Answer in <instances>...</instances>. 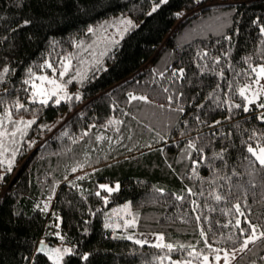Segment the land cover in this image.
Segmentation results:
<instances>
[{"label":"trees","instance_id":"obj_1","mask_svg":"<svg viewBox=\"0 0 264 264\" xmlns=\"http://www.w3.org/2000/svg\"><path fill=\"white\" fill-rule=\"evenodd\" d=\"M152 2L0 0L4 139L12 120L39 109L24 137H15L21 150L11 171L0 164V264H53L36 252L41 240L73 249L62 264L199 261L202 255L189 256L193 248H237L252 225L257 238L229 264H264V165L248 147L264 145V104L245 110L239 92L264 64V0H167L149 13ZM121 14L136 27L104 46L99 63L80 59L81 46L89 50L98 36L88 27ZM69 51L84 60L83 81L72 82L81 98L42 107L29 100L26 70L44 71L45 60L58 68ZM17 100L26 107L16 108ZM61 115L55 127H39ZM77 163L84 166L73 171ZM126 200L133 228L161 233L175 247L105 227L108 212Z\"/></svg>","mask_w":264,"mask_h":264},{"label":"snow or ice","instance_id":"obj_2","mask_svg":"<svg viewBox=\"0 0 264 264\" xmlns=\"http://www.w3.org/2000/svg\"><path fill=\"white\" fill-rule=\"evenodd\" d=\"M167 3V0H153L152 4H151V8L149 9V13H153L155 12L157 9L161 8V6L165 5ZM175 16H181L183 15V10L181 11H177L172 13ZM23 24H28L29 21L28 20H24L22 21ZM117 23L119 25H123V28H119L117 27V33L120 36H123L125 34V32L129 31L131 28L136 27L135 22L128 16H121L120 18H118ZM253 23H256V21H253ZM102 30V29H101ZM88 32H93L94 29L92 28V26H89L87 29ZM260 31L262 33H264V25H262L260 27ZM110 42L115 43V37H109L108 38ZM75 43V41H74ZM107 50V47H105V51ZM75 55V53H67L65 56L60 57V68L58 71V74L60 77L65 76V73L67 72L68 68L71 67L72 65V56ZM101 55H103V53H101ZM225 55H227V53H225ZM216 60H219L220 57H216ZM93 63H99V61L93 60ZM81 63H83L81 61ZM44 66H48L49 68H52V71L54 73L53 76H48L46 74H37L35 72L32 71V68L29 67L26 71L29 73V75L26 77V82L28 84H31L32 87L30 89L31 94L28 96L29 100H39L41 101V107L43 105H47L50 102L52 104H60V102L62 100H68L71 101L72 99H76L79 100L81 98V94L79 91H77L76 93H70L67 91L66 88V84L61 82L59 79H57L55 73L57 72V69L53 67V65L51 64V62L49 60H45L43 62V65H41V67ZM8 66L5 65L3 71L7 72ZM174 71L179 72L181 75L184 73V69L180 68V69H176ZM201 71H203V69H201ZM253 71L256 72L258 77H264V64H260L257 65L253 68ZM86 75L85 72L81 71L80 69H77V75L76 77H72L71 75H69L68 79L73 80V79H78L80 81H83L84 76ZM221 75H223V73H221ZM37 78L39 79L40 83H36ZM5 76L3 74H0V80H4ZM258 83V81H257ZM251 91V95H247V92ZM261 91V89H255L252 90L249 88L248 85H244L242 87L239 88V92L241 94V96L245 97V103L243 105V107L245 108V110L248 109L249 106V102L256 100L258 97V92ZM51 98V100H50ZM133 98V95L130 93L129 94V99L131 100ZM140 99H147V97H140ZM169 99H171V97H169ZM15 107L16 108H23L26 107L25 105L21 104V102L19 100H17L15 102ZM183 109H181L182 111ZM33 111V116L30 119H24L21 118L20 120H12V123L15 124V127L12 128V133H11V138L10 140L6 141L4 138L9 136V133L7 131H5L4 128V121L2 118H0V164H7V171H11V168L13 166V164L15 163V158L18 154V152L21 150L18 145H19V141L15 139L16 135H19L21 138L24 137L25 133L28 131L29 127L32 126L33 122L37 119L36 113L39 111V109H34ZM5 116L8 119H12V114L10 112L9 109H5ZM261 119H264V116L260 117ZM64 119V116H57L56 120L49 124V123H42L39 125V127L41 129H45L48 128L50 129L51 127H55L56 124H58L61 120ZM109 122H112L111 120H109ZM215 123V121H214ZM91 127V126H90ZM97 139H99V137H97ZM10 143L12 146L11 147H6V144ZM32 143H34V141H29V145H31ZM189 146H194L192 141H189ZM249 147V151L252 152L255 156L256 159L259 161V163L261 165H264V145L259 147V150H257L256 148H253L251 145L248 146ZM5 153H10L9 156H5ZM84 165L82 163H77L75 165V167L72 169L73 171H75V168H82ZM4 177V173L0 172V179H3ZM69 183H71V181H69ZM118 186V185H117ZM99 187L101 189H107L109 192H112L114 189L109 187V185L107 184H100ZM161 191H163V189H161ZM190 191V189H189ZM219 198V197H217ZM108 197L105 196L104 200L107 201ZM239 219H237V223H239ZM128 223H135V221H125V224ZM111 225L105 224V227H110ZM115 227H119V225H115ZM257 225H252V234L250 235H246L244 238V243L240 245V248L243 249L247 246L248 241H253L257 238L255 229H256ZM241 232L244 231V229L240 230ZM57 236L60 235V233H56ZM201 235H203V232H201ZM260 236H264V232L259 233ZM157 238L160 239V242L163 243L162 241V234L161 233H157L156 234ZM131 238V237H130ZM137 243H144V241H137ZM41 244H43V240H41ZM159 246V245H158ZM167 248L172 249L175 247V245L173 244H167L166 245ZM181 247H183L181 245ZM209 247H211L209 245ZM72 248L68 247V246H64L63 248L61 247H52V248H47L45 247H40L37 248L36 251L38 252H44L47 251V255H48V259L53 261V264H62V260L63 257L65 255V253H70L72 252ZM219 249L216 250V254H217V259H219ZM203 255L202 253H196L195 249L193 248V251L189 253V256L191 255ZM89 254L87 252L83 253L84 257H87ZM228 256L229 254L227 252H225L224 254V264H228ZM169 260H171V257H168ZM173 264H190V261H174ZM203 264H208V256L204 255V262Z\"/></svg>","mask_w":264,"mask_h":264},{"label":"rangeland","instance_id":"obj_3","mask_svg":"<svg viewBox=\"0 0 264 264\" xmlns=\"http://www.w3.org/2000/svg\"><path fill=\"white\" fill-rule=\"evenodd\" d=\"M127 16L124 14L121 15H117L114 17H111L103 22L98 23L96 26H93V29H98V31L95 34H98V36L100 35V37H96L95 38V34H94V40L93 43L95 45H92V43L90 44V48L89 50H85V45L86 43H84V46H81V48L79 49V52H83L81 54L80 59L83 57H87L85 60H87V64L92 63L93 60H98L99 55L101 54V50L103 49L104 46H106L107 48L109 47L110 42L109 41V37H115V41H117L120 37V35L117 33V27L119 28H123V25H119L117 23L118 18H120L121 16ZM102 29V30H101ZM75 52V51H74ZM73 51H69L68 53H74ZM89 52V53H88ZM67 54V53H66ZM78 54V53H77ZM75 55L72 56V65L71 67L68 68L67 72L65 73V76L60 77L58 74L59 68L57 69V72L55 73L57 79H59L61 82L66 84V88L67 91L70 93L74 92V87L72 86V82H78V79H73L70 80L68 79L69 75H71L72 77H76L77 75V69H80L83 72H86L84 69V60H77V58H74ZM61 63V61H60ZM261 63L257 64L260 65ZM256 65V66H257ZM39 74H46L48 76H53L54 73L52 71V68H46L44 71L38 73ZM254 79H252L251 81L245 82L243 83L240 87L244 86V85H248L250 89L255 90V89H261V91L258 92V97L256 100H253L251 102H257L260 104H264V77H258L256 72H254ZM258 81V83H257ZM36 83H40L39 79L37 78ZM32 87V85H31ZM239 87V88H240ZM247 95H251V91L247 92ZM51 100V98H50ZM249 102V103H251ZM130 213V206H129V202L126 200L124 202H122L120 205L112 208L109 212H108V224L111 225V227L113 229H117L116 232V236L118 237H124L126 239L132 240V241H144V244H150V245H167L169 244L166 239L164 238L163 234H162V241L163 243L160 242V239L157 238L156 234L158 232H148V231H141V230H137L135 228H133V225H135V223H128L125 224V221H135L133 217V215ZM115 225H119V227H115ZM131 237V238H130ZM241 251L240 246L231 250H222L219 251V259H217V254L212 253V254H203L201 259L198 261L197 259H183V258H174L172 259L170 264H173L174 261H190V264H203L204 262V255L208 256V264H224V254L225 252H227L229 254L228 256V264L237 256V254Z\"/></svg>","mask_w":264,"mask_h":264},{"label":"water","instance_id":"obj_4","mask_svg":"<svg viewBox=\"0 0 264 264\" xmlns=\"http://www.w3.org/2000/svg\"><path fill=\"white\" fill-rule=\"evenodd\" d=\"M45 246H46L47 248L55 247L54 245L48 244V243H46L45 241H43V244H41V241H39V242L37 243V245H36L35 250H36L37 248L45 247ZM36 252H38V251H36ZM39 253H43V254L47 255V251L39 252ZM47 256H48V255H47Z\"/></svg>","mask_w":264,"mask_h":264}]
</instances>
